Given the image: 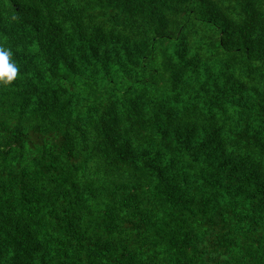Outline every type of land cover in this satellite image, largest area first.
Wrapping results in <instances>:
<instances>
[{"label": "trees", "instance_id": "obj_1", "mask_svg": "<svg viewBox=\"0 0 264 264\" xmlns=\"http://www.w3.org/2000/svg\"><path fill=\"white\" fill-rule=\"evenodd\" d=\"M0 264H264V0H0Z\"/></svg>", "mask_w": 264, "mask_h": 264}, {"label": "clouds", "instance_id": "obj_2", "mask_svg": "<svg viewBox=\"0 0 264 264\" xmlns=\"http://www.w3.org/2000/svg\"><path fill=\"white\" fill-rule=\"evenodd\" d=\"M11 56L10 50L0 48V83L8 84L16 78L18 67Z\"/></svg>", "mask_w": 264, "mask_h": 264}]
</instances>
